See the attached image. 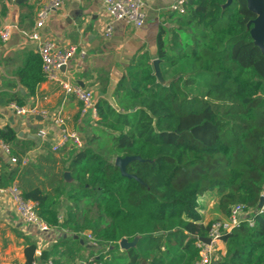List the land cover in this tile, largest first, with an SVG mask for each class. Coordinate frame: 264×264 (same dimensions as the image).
<instances>
[{"label": "trees", "instance_id": "16d2710c", "mask_svg": "<svg viewBox=\"0 0 264 264\" xmlns=\"http://www.w3.org/2000/svg\"><path fill=\"white\" fill-rule=\"evenodd\" d=\"M227 2L192 0L185 14L172 16L157 39L164 84L151 58L130 67L116 87L115 106L105 99L96 104L93 131L82 148H71L58 179L49 180L51 190L20 187L18 170L1 173L0 189L16 185L24 200L37 204L49 230L80 238L88 233L96 247L107 249L87 264H196L198 240L214 223L227 221L235 206L259 211L264 55L250 34L256 17L246 0ZM18 77L34 97L47 80L42 58L30 54ZM0 137L20 159L11 149L15 133L1 130ZM126 157L142 160L126 169L139 181L123 177L116 166ZM210 192L217 195L213 207L221 218L206 222L199 200ZM252 218L253 226L242 223L222 236L226 252L218 264H264V210ZM135 238V247L121 250L123 239ZM68 239L40 258L29 246L26 264L50 258L64 264L65 254L82 248Z\"/></svg>", "mask_w": 264, "mask_h": 264}, {"label": "crops", "instance_id": "0c3cea01", "mask_svg": "<svg viewBox=\"0 0 264 264\" xmlns=\"http://www.w3.org/2000/svg\"><path fill=\"white\" fill-rule=\"evenodd\" d=\"M48 1L17 0L13 3L0 0V28L12 29L10 40L0 47V131L15 133L16 141L11 149L21 159L14 157L21 161V166L12 163L13 156L0 148V175L18 170L16 184L26 190L44 187L51 190L49 180L55 175L58 179L63 162L69 158L70 146L57 153L52 150L60 140V128L52 118L63 117L68 130L77 132L83 142L94 126L91 114L84 116L82 104L75 97L67 96L62 85L77 84L92 92L95 106L101 99L115 106L114 93L123 75L140 59L151 58L153 64L157 59L159 33L162 27L173 24L172 16L177 15L172 11L176 0H142L146 20L141 29H136L113 20L106 13L104 0H68L46 21L41 30L42 41L53 43L57 51L75 47L77 53L57 74L56 81L46 80L36 95L30 97L18 74L30 54L39 55L38 42L30 40L27 34L35 26L38 10ZM109 27L112 28L111 36L106 35ZM18 101L24 105H18ZM13 105L28 109L37 107L48 117L18 115ZM42 131L47 133L44 139L39 137ZM24 159H29L26 165L22 163ZM68 238L70 244L77 242L82 248L77 253L65 254L64 264H85L93 257L85 259L90 255L88 249L101 250L92 243L88 233L81 238L71 237L58 229L43 233L37 226L25 224L12 196L0 194V264H26L25 250L29 246H36V258H40L43 252L51 254L61 239ZM218 251V255L225 254L223 242ZM38 264L44 263L38 260ZM45 264H53V259Z\"/></svg>", "mask_w": 264, "mask_h": 264}, {"label": "built area", "instance_id": "2783aa9c", "mask_svg": "<svg viewBox=\"0 0 264 264\" xmlns=\"http://www.w3.org/2000/svg\"><path fill=\"white\" fill-rule=\"evenodd\" d=\"M17 0H11L15 3ZM68 0H49L46 2L36 14V23L34 28L27 34V37L38 42L37 53L43 61V71L48 81H56L57 74L66 68L71 59L76 55L77 48L71 47L65 51H57L53 43L42 41L43 36L41 30L45 27L46 21L50 15L61 8ZM192 0H176L172 11L183 15L187 11L188 5ZM106 13L116 22H123L126 25L133 26L136 29H141L146 20V14L143 11L144 3L142 0H104ZM112 28L109 27L106 35L111 36ZM12 35L10 27L0 28V47L7 43ZM84 55V53H82ZM63 90L67 96L75 97L82 104V114L86 116L91 114L90 118L97 121V110L93 102V94L90 91L83 89L79 85H71L65 83L62 85ZM15 112L18 115L25 116L28 114L41 115L47 118L46 112H40L37 107L26 108L13 105ZM53 123L60 128V140L52 147L53 152L57 153L62 148L67 146L82 148L83 141L77 132L68 130L65 119L63 117L52 118ZM45 131L40 132L39 137L46 138ZM0 148L7 154H11L9 146L0 137ZM12 163H18V159L12 157ZM29 159L22 161L26 165ZM9 193L15 203L16 210L25 224L37 226L38 229L45 233L49 232V228L37 216V204L32 201L23 199L22 194L16 185L9 189H0V194ZM256 214H260L264 210V205L261 209L258 208ZM242 223H248L253 226L254 220L252 216L246 213L244 206H235L232 209L230 218L224 222H216L213 224L207 237L210 244H206L198 240L197 247L200 250V260L196 264H213L218 260V246L222 242V236L231 233L234 229L238 228ZM91 240V237L89 236ZM87 264V263H85Z\"/></svg>", "mask_w": 264, "mask_h": 264}, {"label": "water", "instance_id": "95a60500", "mask_svg": "<svg viewBox=\"0 0 264 264\" xmlns=\"http://www.w3.org/2000/svg\"><path fill=\"white\" fill-rule=\"evenodd\" d=\"M233 0H228L226 5H230ZM247 7L250 12H252L255 15V19L249 23V26H252L250 30L251 37L254 41V44L261 50L262 54L264 55V0H246ZM159 60L156 59L153 61V70L155 77L157 80L164 84V80L160 71V64ZM65 69V68H63ZM135 161H142L139 157H126V158H118L116 159V166L120 169L121 174L125 178L129 179H137L134 175H129L127 173V166ZM65 180L67 182H71V174L66 172L64 174ZM138 180V179H137ZM139 181V180H138ZM264 205V196H262L260 204L258 206L259 209H261ZM139 238H135L133 242H129L126 239H123L120 242V248L123 251L129 250L136 246L138 243ZM200 241L206 244H210V240L208 238H200ZM213 264H218L217 261H215Z\"/></svg>", "mask_w": 264, "mask_h": 264}, {"label": "rangeland", "instance_id": "374dc122", "mask_svg": "<svg viewBox=\"0 0 264 264\" xmlns=\"http://www.w3.org/2000/svg\"><path fill=\"white\" fill-rule=\"evenodd\" d=\"M92 131L93 129H91V132ZM216 202H217V195L213 192L207 193L203 197L200 198L199 207L201 209V212L205 215L206 222H209L212 219H216V217H220L219 213H217L218 211L216 210V208L213 207ZM256 213H257L256 211H252L250 215L253 217L256 215ZM88 250L90 252V255H87L85 259H88L89 257H92V256L98 257L101 252L103 253V250L105 251L107 249L102 247L101 250H98L96 248L88 249ZM225 252H226V249H225Z\"/></svg>", "mask_w": 264, "mask_h": 264}]
</instances>
